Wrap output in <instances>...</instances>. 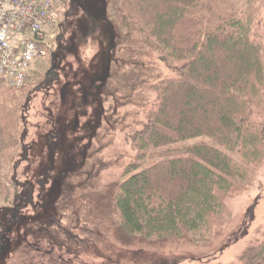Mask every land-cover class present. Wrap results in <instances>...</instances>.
<instances>
[{"label": "rangeland", "instance_id": "374dc122", "mask_svg": "<svg viewBox=\"0 0 264 264\" xmlns=\"http://www.w3.org/2000/svg\"><path fill=\"white\" fill-rule=\"evenodd\" d=\"M63 2L73 7L69 0ZM93 2L99 16L94 26L77 9L58 16L61 37L56 30L53 39L67 50L57 68L46 67L49 53L39 61L40 67L35 63L23 86L33 94L21 125L25 133L20 144L25 149L21 155L18 148L14 156L20 154L21 159L2 170L7 168L13 178L5 183H22L31 200L15 223L0 232V264H240L243 251L264 240V165L248 185L238 186L227 197L231 218L215 226L207 244H194L186 237L148 240L120 228L113 215L114 196L129 176L123 171L133 158L125 136L146 116L153 83L174 73L157 58L154 42L120 12L119 0ZM74 73L78 83L87 86L93 77L96 83L85 100L80 88L70 85L62 102L59 90L65 81L72 82ZM46 85L51 89L44 90ZM71 101L77 103L73 129V111L67 108ZM58 117H65L55 127L62 131L63 126V134H52L56 148L48 150L49 121ZM14 187L0 197V219L12 212ZM41 199L45 203L40 204Z\"/></svg>", "mask_w": 264, "mask_h": 264}, {"label": "trees", "instance_id": "16d2710c", "mask_svg": "<svg viewBox=\"0 0 264 264\" xmlns=\"http://www.w3.org/2000/svg\"><path fill=\"white\" fill-rule=\"evenodd\" d=\"M119 1L174 75L153 83L146 116L128 129L133 158L113 215L129 235L207 244L231 218L227 197L264 165V0ZM66 8L59 16L71 14ZM26 93L0 86V170L25 149ZM193 137L204 138L184 143ZM10 177L0 172V197ZM240 264H264V240L244 250Z\"/></svg>", "mask_w": 264, "mask_h": 264}, {"label": "built area", "instance_id": "2783aa9c", "mask_svg": "<svg viewBox=\"0 0 264 264\" xmlns=\"http://www.w3.org/2000/svg\"><path fill=\"white\" fill-rule=\"evenodd\" d=\"M63 0H0V86L22 88L45 59Z\"/></svg>", "mask_w": 264, "mask_h": 264}, {"label": "flooded vegetation", "instance_id": "af4514ba", "mask_svg": "<svg viewBox=\"0 0 264 264\" xmlns=\"http://www.w3.org/2000/svg\"><path fill=\"white\" fill-rule=\"evenodd\" d=\"M69 1H70L69 4L73 5V7H69L68 6L69 7L68 8L69 11L71 12L70 15L74 14L73 13V10L74 9H77L78 12H82L86 16V18L89 20L91 26H94L95 25V19L96 18H99V16H98V13L96 11L95 3L93 2V0H69ZM64 20H65V18H64ZM60 23L59 24H60V28H61V26H62L63 23H62V21H60ZM95 30L96 29H93L92 32H94ZM103 30L104 31H108L107 28H103ZM50 48H51V51L49 52V54H50V56H49V63L46 65V67L52 65V66H55V68H57L56 67L57 62H59V60H61L63 58L62 51L67 50V48L60 46L59 39H54L51 42ZM48 55H46V57ZM46 57H45V59H46ZM44 77H45V75H44ZM72 78H73L72 79V82L65 81L63 83L62 87L59 90L58 99L61 100L62 102H66V89L70 85L75 86L76 88H80V90H81V92H80L81 93V97L84 96L83 98L85 100L86 97H87L88 92H92L93 85L96 83V80H97V78H94L93 77V79H92L93 82L90 83L89 85L85 86L83 83L81 84V83H78L77 82L78 81L77 73H74L73 76H72ZM45 79H47V78L45 77ZM88 83H89V81L87 82V84ZM49 87H50V85H46L45 88H44V90L51 89V87L50 88ZM32 96H33V94L30 95V93H28V94L26 93V98H27V101L28 102L30 100H33V97ZM67 108L69 110H72L73 111L74 120H73L72 123H70L71 124V127H72L71 129H73L74 128V125H75V122H76V118H77V111H76V109H77V103L71 101V103L69 104V106ZM65 115H67V112L64 114V116ZM24 118H25V116H24ZM64 120H65V117H63L62 120H61V117H58V119L50 120L49 121V126H50L49 129H50V131L46 135V137H47L46 145H47L48 150H51V146H50L51 143H50V141L55 142V146H56V141H54L55 139L52 140L51 138H53V136L56 138L59 134L60 135L63 134V130H64V127L63 126L61 127L62 131L60 129H55V127H59V125L61 126L64 123L63 122ZM65 129H66V127H65ZM56 132H58V133H56ZM23 133H25V131H23ZM52 134H53V136H52ZM60 135H59V137H60ZM55 146H54V148H55ZM10 178H12V177H10ZM16 183L17 182H15V181H14V185H11V182H6L5 183L6 186L7 187H10V188H12L13 186L16 185V187H14L15 188V195L16 196L12 200L13 204H12V212H11V214L8 217L6 216L5 218H1L0 219V232L2 231L3 227H6V226H9V225L14 224L15 221L17 220L18 212H20L23 209L22 207L30 204V202H29V200L31 199L30 194H28V193L27 194H24V191H27L25 189L24 185L22 183H19V184H16ZM53 184H55V182ZM53 184L51 185V188L53 187ZM49 190L50 191H48V193H47V196L48 197L51 194V189L49 188ZM27 196H29L30 198L27 197ZM7 222L10 223V224H7ZM45 230H47V229L45 228ZM1 242H2V237L0 236V246L3 244Z\"/></svg>", "mask_w": 264, "mask_h": 264}]
</instances>
